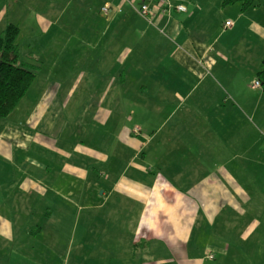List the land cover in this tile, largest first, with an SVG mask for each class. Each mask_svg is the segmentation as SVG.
Masks as SVG:
<instances>
[{
    "label": "crops",
    "instance_id": "1",
    "mask_svg": "<svg viewBox=\"0 0 264 264\" xmlns=\"http://www.w3.org/2000/svg\"><path fill=\"white\" fill-rule=\"evenodd\" d=\"M83 2L0 0L19 48L30 18L64 37L0 122V264H264V3L90 0L66 37Z\"/></svg>",
    "mask_w": 264,
    "mask_h": 264
},
{
    "label": "trees",
    "instance_id": "2",
    "mask_svg": "<svg viewBox=\"0 0 264 264\" xmlns=\"http://www.w3.org/2000/svg\"><path fill=\"white\" fill-rule=\"evenodd\" d=\"M261 0H222V6L235 3L245 10ZM19 27L9 24L0 32V122L5 121L23 99L31 86L35 71L22 60L17 40ZM258 82L264 90V59L257 73ZM252 87V86H251ZM254 89V88H253Z\"/></svg>",
    "mask_w": 264,
    "mask_h": 264
},
{
    "label": "rangeland",
    "instance_id": "3",
    "mask_svg": "<svg viewBox=\"0 0 264 264\" xmlns=\"http://www.w3.org/2000/svg\"><path fill=\"white\" fill-rule=\"evenodd\" d=\"M16 1L19 2L17 4V6H26V8H30V10H35L36 12H44L47 8H53V11H54L53 14L55 13V11H57V14H58L60 7H63L64 3L67 0H42V1H39V0H23V2H22V0H16ZM83 1H84L83 3H79V6H77L76 4L71 5L69 8L70 13L69 14L67 13L65 16L66 22L69 26V29L68 28L66 29V34H67L66 37L75 36V35H72L71 32L73 30H76V29L73 25L70 26V22L76 23L78 21L77 25H79L80 22L82 21L81 19L88 16V13L86 11V5H89L90 0H87V1L83 0ZM259 3L263 4L264 0H263V2L260 1ZM4 5H5V3H4ZM9 7L10 8H8V10H10V11L14 10L12 8V2H9ZM83 7L85 8V10L81 11V9ZM16 12L18 14L19 13L22 14L19 10H16ZM49 13H50V11H49ZM86 13H87V15H86ZM43 15L45 17H51L50 15H47L44 13H43ZM30 20H32V18H30L26 23V28H27V31H25L26 37L23 40V43L25 42V45L21 44V46H20V51L22 52L23 56H25V57L28 56L27 50L29 49V47H28L29 44H31V50H33L35 48L37 51H39V52H37L38 54H41L42 56H44L46 58L52 57L53 54H57L58 50L61 47L59 42L64 40V37H61L60 30H59V27L62 26L63 23L61 22L59 25L52 26L55 28L52 30H48L46 33V32H41L38 30L31 31L34 28L35 24H31ZM76 33H77V31H76ZM50 41L53 44L48 46ZM31 50H29V51L31 52ZM26 52H27V55L24 54ZM22 60L27 61L28 58H22ZM42 68L46 69V68H44V66ZM41 72H42V69H41ZM44 73L45 72H43V74ZM136 121H137V119L135 120V122ZM133 123H134L133 119L132 118L129 119L126 127L131 128V124H133ZM133 129H132V132H133ZM110 162L112 163L113 166H122V164L118 161H110ZM0 245H1L2 249L3 248L5 249V247H12V245L10 243H7V242H0ZM9 251H11V249L6 250V254H8ZM41 253L42 252H40V253L37 252L35 254V256L40 257V256H42ZM72 258H73V254H71L69 256V260H71ZM69 264H72V263L69 262Z\"/></svg>",
    "mask_w": 264,
    "mask_h": 264
},
{
    "label": "built area",
    "instance_id": "4",
    "mask_svg": "<svg viewBox=\"0 0 264 264\" xmlns=\"http://www.w3.org/2000/svg\"><path fill=\"white\" fill-rule=\"evenodd\" d=\"M125 2L129 3L130 5H133L135 2H139V4L135 7V10L137 12V14L142 17V18H147L148 15H150L151 12V6L149 4V2L151 0H124ZM158 4L160 3L163 7H164V12H167L168 14L170 13V10L173 8L172 5H170V3L168 2V0H157ZM174 10L177 12H184L185 11V7L182 5H178L176 7H174ZM103 15H107L108 14V9L106 7H103L101 9ZM233 26V22L232 21H226L224 23V28L226 29H230ZM252 88H259L260 87V83L257 80H253L251 83ZM133 133L137 134L139 133V129L137 127H134L133 129ZM211 258V257H210Z\"/></svg>",
    "mask_w": 264,
    "mask_h": 264
}]
</instances>
